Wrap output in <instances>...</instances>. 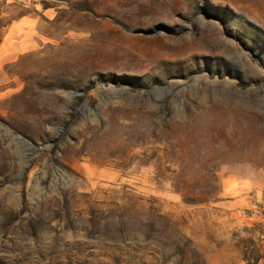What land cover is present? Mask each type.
Returning <instances> with one entry per match:
<instances>
[{
    "label": "rangeland",
    "instance_id": "obj_1",
    "mask_svg": "<svg viewBox=\"0 0 264 264\" xmlns=\"http://www.w3.org/2000/svg\"><path fill=\"white\" fill-rule=\"evenodd\" d=\"M0 264H264V0H0Z\"/></svg>",
    "mask_w": 264,
    "mask_h": 264
}]
</instances>
